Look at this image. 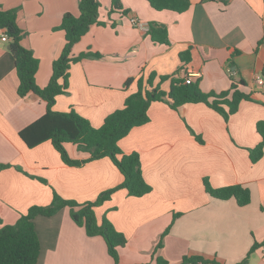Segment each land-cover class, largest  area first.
Segmentation results:
<instances>
[{
    "label": "crops",
    "instance_id": "1",
    "mask_svg": "<svg viewBox=\"0 0 264 264\" xmlns=\"http://www.w3.org/2000/svg\"><path fill=\"white\" fill-rule=\"evenodd\" d=\"M112 1L100 0L104 25L93 26L74 50L102 58L70 66L69 89L56 97L54 111L74 110L100 128L137 91L138 79L153 72L182 80L192 75L205 93L228 90L243 80L247 86L242 90L251 95L228 120L202 103L175 111L165 101L153 102L149 122L119 142L124 153L140 155L152 192L133 197L117 190L95 208L99 222L107 217L128 240L118 250V264H184L187 259L197 260L187 264H264V155L253 163L250 153L262 141L257 125L264 123V84L257 83L264 77V0H190L183 14L158 12L146 0H119L127 15L112 12ZM79 3L0 0L1 9L18 11L22 44L40 61L36 81L42 88L65 46L64 32L55 28L66 13L80 14ZM133 17L149 30L136 28ZM155 24L167 29L169 45L152 40L150 25ZM6 36L0 30V228L14 225L33 206L50 205L55 192L85 204L124 181L109 158L68 166L50 142L32 149L24 144L20 131L45 115L47 103L33 94L18 95ZM188 49L192 59L185 64L180 53ZM129 79L133 82L127 85ZM158 84L168 92L171 79L160 83L157 78ZM65 146L74 160L90 157L72 143ZM205 180L213 188L243 186L250 190L251 203L241 207L235 199H215L206 192ZM35 225L41 243L38 264H116L105 239L88 236L69 208L37 217ZM255 243L259 247L251 252Z\"/></svg>",
    "mask_w": 264,
    "mask_h": 264
},
{
    "label": "trees",
    "instance_id": "2",
    "mask_svg": "<svg viewBox=\"0 0 264 264\" xmlns=\"http://www.w3.org/2000/svg\"><path fill=\"white\" fill-rule=\"evenodd\" d=\"M146 1L152 9L158 12L170 11L183 14L191 7L190 0ZM220 1L227 3L226 0ZM111 8L112 12L121 11L123 15H127L128 11L123 8L119 0H113ZM101 9L100 0H80L78 16L68 12L62 17L61 24L55 30L64 32L65 46L60 57L53 64V74L49 84L42 88L36 81L40 61L30 49L22 44L25 33L18 24L17 9L3 10L0 8V30L4 31L10 39L19 83L18 95L26 98L33 94L47 103L45 115L20 131L19 135L24 144L32 149L44 142H50L60 154L63 163L68 166H81L88 162L109 158L124 176L121 185L102 193L94 202L79 204L66 200L55 192L50 205L33 206L27 213L21 214L14 225L2 226L0 228V264H38L41 243L35 220L37 217H52L64 208L70 209L72 218L79 226L85 228L88 236H101L105 239L110 256L118 264V250L125 247L128 240L124 234L114 228L107 217L99 222L95 208L108 201L117 190L124 189L133 197H143L152 192V187L146 182L142 173L140 155L124 153L120 149L119 142L128 136L132 129L149 122L148 111L153 102L165 101L175 111L186 104L202 103L228 120L238 112L242 101L251 99V95L242 90L247 86L243 80L232 83L228 90L205 93L199 81L187 84L185 79L159 76L158 73L153 72L146 80L143 77L138 79L137 91L126 99L122 109L110 114L100 128H95L88 119L74 110L54 111L56 97L66 94L69 89L70 66L84 58H102V54L91 51L79 55L74 53L77 44L93 26L104 25L99 19ZM150 27V35L155 43L170 44L166 28L157 24L150 25ZM239 53V51H234V55ZM191 59V50L180 53V60L183 63L188 64ZM229 65L230 67L234 65L233 59L229 61ZM157 78L160 83L171 79L168 92L162 91L160 84L155 85ZM132 82L133 79H129L127 85ZM257 128L262 141L256 148L250 150L253 163L258 162L264 155V123L260 122ZM67 143L76 145L79 151L89 153L90 157L82 161L72 159L65 146ZM4 167L6 166H1V168ZM41 181L47 183L46 180ZM204 186L206 192L215 199H235L241 207L251 203L250 190L243 186L213 188L207 180ZM258 247L259 244L255 243L251 252ZM201 261L207 263L205 260ZM188 262L196 263L197 260L187 259L183 263Z\"/></svg>",
    "mask_w": 264,
    "mask_h": 264
},
{
    "label": "built area",
    "instance_id": "3",
    "mask_svg": "<svg viewBox=\"0 0 264 264\" xmlns=\"http://www.w3.org/2000/svg\"><path fill=\"white\" fill-rule=\"evenodd\" d=\"M131 22H132V24L136 27V28H138V29H140V30H142V31H148L149 29H148V27L146 26V25H144L143 23H141L138 19H136L135 17H133L132 19H131ZM7 37V36H6ZM186 80V83L187 84H191L192 82H193V77H192V75H188V77L185 79ZM257 83L258 84H260V85H262V84H264V77H260V78H258L257 79Z\"/></svg>",
    "mask_w": 264,
    "mask_h": 264
}]
</instances>
